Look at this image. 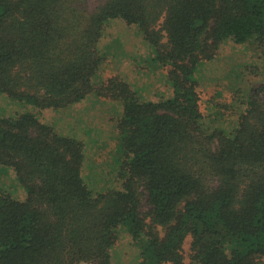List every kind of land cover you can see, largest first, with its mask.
Returning a JSON list of instances; mask_svg holds the SVG:
<instances>
[{
    "label": "trees",
    "instance_id": "16d2710c",
    "mask_svg": "<svg viewBox=\"0 0 264 264\" xmlns=\"http://www.w3.org/2000/svg\"><path fill=\"white\" fill-rule=\"evenodd\" d=\"M116 18L152 45L170 97L95 82ZM227 40L264 53V0H0V95L13 101L0 102V264H111L121 226L136 264H264V80L227 69L201 103L199 66ZM92 92L122 104L104 191L82 175L84 143L38 115Z\"/></svg>",
    "mask_w": 264,
    "mask_h": 264
},
{
    "label": "rangeland",
    "instance_id": "374dc122",
    "mask_svg": "<svg viewBox=\"0 0 264 264\" xmlns=\"http://www.w3.org/2000/svg\"><path fill=\"white\" fill-rule=\"evenodd\" d=\"M99 48L108 59L100 72L102 79L96 76V83L108 76L118 75L128 81L143 100L157 101L171 96L166 69L154 58L152 45L144 40L136 24H127L120 18L112 19L100 40ZM244 63L251 65L256 72L249 74L247 79L254 83L264 80V53L253 44H237L227 40L221 44L213 60L201 63L197 76L200 72L202 106L208 104L209 96L218 87L226 70L238 69ZM225 82L222 81L223 86ZM0 102L4 109H8V103L13 101L1 94ZM32 108L29 107V110ZM121 109L120 101L102 98L92 92L67 107L39 110L38 115L42 121L53 125L61 134L75 137L84 143L82 175L93 191L117 186L114 174L118 161L114 154L117 144L116 119ZM1 177L4 179V174ZM9 184H13L11 179ZM19 194L25 195L23 191ZM117 233L118 240L111 248V264H136L140 251L138 245L124 226L119 227ZM188 248L187 238L184 242L186 253Z\"/></svg>",
    "mask_w": 264,
    "mask_h": 264
}]
</instances>
